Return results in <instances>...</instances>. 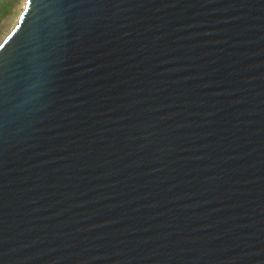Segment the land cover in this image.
Here are the masks:
<instances>
[{"label":"water","instance_id":"obj_1","mask_svg":"<svg viewBox=\"0 0 264 264\" xmlns=\"http://www.w3.org/2000/svg\"><path fill=\"white\" fill-rule=\"evenodd\" d=\"M0 264H264V0H24Z\"/></svg>","mask_w":264,"mask_h":264},{"label":"rangeland","instance_id":"obj_2","mask_svg":"<svg viewBox=\"0 0 264 264\" xmlns=\"http://www.w3.org/2000/svg\"><path fill=\"white\" fill-rule=\"evenodd\" d=\"M24 0H0V41L14 27Z\"/></svg>","mask_w":264,"mask_h":264},{"label":"trees","instance_id":"obj_3","mask_svg":"<svg viewBox=\"0 0 264 264\" xmlns=\"http://www.w3.org/2000/svg\"><path fill=\"white\" fill-rule=\"evenodd\" d=\"M1 13V12H0Z\"/></svg>","mask_w":264,"mask_h":264}]
</instances>
